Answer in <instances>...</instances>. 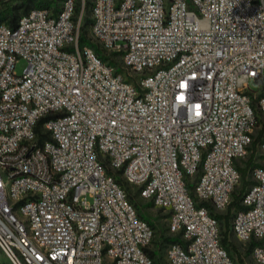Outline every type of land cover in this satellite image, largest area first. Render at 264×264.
<instances>
[{
    "label": "built area",
    "instance_id": "obj_1",
    "mask_svg": "<svg viewBox=\"0 0 264 264\" xmlns=\"http://www.w3.org/2000/svg\"><path fill=\"white\" fill-rule=\"evenodd\" d=\"M85 8L0 21V251L10 264H155V230L121 177L181 234L169 264H237L218 214L254 153L229 227L264 264V0H90L107 57L81 41Z\"/></svg>",
    "mask_w": 264,
    "mask_h": 264
},
{
    "label": "rangeland",
    "instance_id": "obj_2",
    "mask_svg": "<svg viewBox=\"0 0 264 264\" xmlns=\"http://www.w3.org/2000/svg\"><path fill=\"white\" fill-rule=\"evenodd\" d=\"M86 1V8L83 13L84 18L82 20V26L85 30V40L82 41V43H86L96 50L102 51L98 43H95L92 41V37L90 34V22H88L86 19L90 18V0ZM62 0H51L50 7L58 9L61 6ZM83 0H77V5H82ZM81 10L78 14H80ZM114 61L116 66L121 69L122 64L119 59V57L114 56ZM27 66V62L25 59H20L16 63V71L19 74H22L24 71V68ZM260 82L257 81H250V88L259 91L261 89ZM125 185H127V188L132 192L133 194V200L132 202L137 208V212L139 216L147 220L154 228L155 235L154 238L150 244V249L155 252L154 256V262L155 264H169L166 257V249L168 246V242L164 239L167 236L174 237L177 235L176 233H173L169 229V216L168 212L163 210L162 208L156 206L151 200L142 198L138 194L137 186L134 184L127 183L123 178L120 177ZM248 179V178H247ZM192 186V185H191ZM242 187V182L237 186L236 191L239 192ZM89 201H92L91 197H88ZM223 227L225 226V220H222ZM229 240L234 243L239 248V254L232 251V256L236 260L237 264H256L253 260L250 251L247 250L248 245H244L242 242H240L232 233L229 235ZM0 260L4 264H10L8 259L5 257V255L0 251Z\"/></svg>",
    "mask_w": 264,
    "mask_h": 264
},
{
    "label": "trees",
    "instance_id": "obj_3",
    "mask_svg": "<svg viewBox=\"0 0 264 264\" xmlns=\"http://www.w3.org/2000/svg\"><path fill=\"white\" fill-rule=\"evenodd\" d=\"M50 3H51V0H0V21H5L9 25L14 27L17 25L19 18L23 14H26L27 12H29L30 9H32L35 6L50 7ZM89 4H90V2H89ZM77 11H79V5H77ZM89 11H90V8H89ZM86 20L88 22H90V24H91V18H87ZM80 38H81V41H84L86 38L85 37V30H84L83 26L81 27ZM97 51L100 54H102L104 57L106 56L103 51H100V50H97ZM44 120H45V118L42 119L41 122H43ZM263 130H264V127H263ZM263 130H261V133H263ZM253 156H254V153H252L251 156L249 157V159L245 162V166L240 167L241 176H242L241 190L239 192H237L236 190L234 191L233 201L229 205L227 212L224 214H218L219 218L221 219L222 241H223L224 245L228 248L231 255H232V251L236 252L237 254H239L240 252H239V248L229 240V235H230L229 218H230L231 210L234 207H242V205H241L242 195H243L244 191L246 190L247 186L251 182L247 178H248L249 168L252 165ZM118 180L124 184L122 179L118 178ZM125 187L128 191V196H129L130 200L132 201L134 198L133 194L127 188V185H125ZM168 216H169V214H168ZM222 220H225V226L224 227H223ZM180 237H181V234L179 233V234L175 235L174 237L167 236L164 239L169 244L173 241H179ZM251 247H252V243L248 245L247 250L250 251ZM147 250H148L149 254L154 258L155 252L153 250H151L150 248H148Z\"/></svg>",
    "mask_w": 264,
    "mask_h": 264
}]
</instances>
